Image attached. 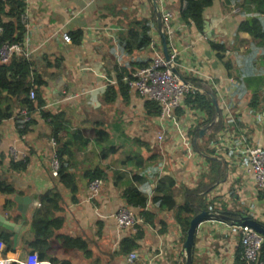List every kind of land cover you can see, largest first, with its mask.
Wrapping results in <instances>:
<instances>
[{
    "label": "crops",
    "instance_id": "crops-1",
    "mask_svg": "<svg viewBox=\"0 0 264 264\" xmlns=\"http://www.w3.org/2000/svg\"><path fill=\"white\" fill-rule=\"evenodd\" d=\"M182 1L24 0L26 54L20 57L32 64L30 83L39 82L41 104L31 89V110L15 108L12 117L0 124V183L15 191L11 197L0 196V215L20 226L13 252L0 242V264H29L24 244L31 235L26 224L39 207L38 198L54 190L64 200L61 234L80 238L86 246L80 252L53 253V264H126L120 242L136 235L141 237L133 252L141 262L184 264L185 235L176 210L160 209L153 202L163 178L174 184L176 206L184 201V189L211 186L204 197L211 210L244 214L264 225V192L256 189L242 151L264 150V50L237 32L252 16L253 7L246 0H212L197 28L182 22ZM164 12L172 15L170 32L162 33L168 54L175 56L177 73L194 91L192 99L204 96L215 104L216 122L211 125L222 124L213 143L205 142L208 132L201 125L207 114L184 100L175 119L191 145L190 157L174 129L159 121V113L147 115L143 99L129 92L122 95L115 88V68L133 73L150 65L156 54L163 56L157 16L161 24ZM137 24L149 27L150 43L140 50L132 45L126 55L121 46L128 37L140 36ZM64 35L71 39L69 44L62 40ZM21 112L29 117L23 130L18 129ZM195 128L206 130L205 144L196 142L201 154L189 135ZM95 129L103 130L107 139L94 142ZM160 134L161 144L156 140ZM57 150L77 186L73 202L51 173ZM19 163L25 164L24 169L13 170ZM94 171L103 185L98 197L88 200L89 174ZM131 185L147 199L142 209L125 205ZM7 201L12 202L10 207H4ZM18 207L26 210L24 220ZM121 208L137 219L134 228L115 226L113 216ZM240 250L239 228L211 220L198 227L191 264H234Z\"/></svg>",
    "mask_w": 264,
    "mask_h": 264
},
{
    "label": "trees",
    "instance_id": "trees-1",
    "mask_svg": "<svg viewBox=\"0 0 264 264\" xmlns=\"http://www.w3.org/2000/svg\"><path fill=\"white\" fill-rule=\"evenodd\" d=\"M181 1V0H179ZM186 2L184 10L180 14L182 22L185 24L193 23L197 28L202 24V13L210 7L212 0H184ZM246 2L253 7V14L251 17L246 18L237 29L238 33H245L256 42L259 48L264 50V0H246ZM24 0H5L0 2V48L5 44H21L23 42L26 29L20 24V16L23 14ZM154 23V21H153ZM154 25V24H153ZM140 26L141 34L137 37L134 34L133 37H128L127 41L121 46V52L129 54L132 45L136 50L145 48L150 43L149 27L146 25L137 24ZM76 35V34H75ZM116 73V89L120 94L125 95L128 91L122 79L129 77L131 72L126 71L125 68L117 69ZM33 77L32 64L30 61L22 59V57H12L5 64H0V124L1 122L10 119L13 115L15 108H32L31 103L28 101V93L31 89L34 90L35 96L38 99L40 105L39 89L40 84L37 80L35 83H30V79ZM4 92V98L2 93ZM114 98L112 95L109 98L111 101ZM188 104L194 105L199 110L204 111L207 114V120L204 121L202 127L207 128L208 134L206 135L205 142L213 143L214 135L222 129V124L211 125L214 116L216 115V106L212 100L207 97H195L192 99L190 95L185 99ZM145 109L147 115H158V107L155 104H151L145 101ZM45 118L54 121L53 117L45 114ZM210 125V127H209ZM203 128V129H204ZM191 134V135H190ZM190 137L196 139L199 136V129H193L189 133ZM107 134L103 130H94V142L100 143V141L106 140ZM192 139V147L198 153H200V145L195 144ZM83 143H87L86 140H81ZM57 159L59 163V169L57 173V180L62 187L69 191L71 195V201L75 200L74 196L77 193V186L74 183L73 177L67 173L66 169L62 165V161L59 159L61 152L56 151ZM201 154V153H200ZM210 160V159H209ZM213 161V160H211ZM25 164H14V169L23 170ZM101 179L100 174L97 171L89 174L90 181L92 179ZM219 181H217L218 184ZM174 184L171 179H161L155 189L157 197L153 202L158 205V208L163 210H176V221L180 225L181 229L186 234L190 220L196 216L200 211H214L221 212L220 217L226 218L221 221L229 223L231 219H235L239 213H232L217 210H211L212 205L206 203L205 196L213 189L211 186L200 187V190L189 191L183 190V203L179 206L173 201L172 189ZM15 193L11 186L4 183H0V196L11 197ZM125 205L126 207H138L142 209L146 204V197L138 192V190L132 185L125 192ZM264 195V194H261ZM261 198V197H259ZM39 207L35 208L31 214L30 222L28 226V233L31 235V239L26 241L24 246L29 250L30 256L36 258L38 264H53L55 262L50 256L53 253L59 251L63 254L69 250L84 251L85 243L80 238H71L61 234V230L64 225V200L58 190L51 191L38 198ZM11 201L4 203V207H10ZM210 209V210H208ZM241 215V214H240ZM244 215V214H242ZM227 220V221H225ZM137 227V226H136ZM140 235H136L133 238H124L119 245V253L122 255H128L136 250V241L140 238ZM13 234L8 231H0V242L5 244L6 250L13 252L12 248ZM260 259L264 261V243L260 250ZM46 262V263H45ZM234 264H243L240 255H236Z\"/></svg>",
    "mask_w": 264,
    "mask_h": 264
},
{
    "label": "built area",
    "instance_id": "built-area-1",
    "mask_svg": "<svg viewBox=\"0 0 264 264\" xmlns=\"http://www.w3.org/2000/svg\"><path fill=\"white\" fill-rule=\"evenodd\" d=\"M5 0H0L4 2ZM186 2L182 1V6L185 7ZM172 15L170 12H164L161 16L162 32H170V21ZM28 16L26 12L20 16V24L27 29ZM64 43L69 44L71 39L64 35L62 37ZM21 44H5L0 48V64H5L12 57L25 56ZM175 68V56L168 54L166 60L161 54H156L150 65L140 68L129 77H124L122 82L129 93H134L146 102L154 103L158 107L159 121L167 123L177 133L181 141L182 148L186 156H191V145L187 142L186 137L181 134L178 129V124L175 119V111L180 108L185 98L193 95L194 91L191 86L180 80L172 71ZM28 97L34 99V92L29 91ZM22 122L18 126L19 130L25 128V124L29 122V117L25 112H21ZM216 122V119L214 120ZM164 135L160 134L156 137L159 144L163 142ZM52 145H54L52 141ZM249 172L252 176L256 189L259 192H264V150L260 148L245 147L243 150ZM59 163L54 156L52 162V176L57 177ZM102 180L95 178L88 184V200H93L98 197L102 188ZM113 221L117 229L125 230L132 229L138 223L135 216L127 209L121 208L114 216ZM241 261L243 264H264L260 259V250L264 243V237L257 234L249 228H239ZM29 264H38L33 256H29ZM126 264H152L151 262H141L135 252H131L126 257Z\"/></svg>",
    "mask_w": 264,
    "mask_h": 264
},
{
    "label": "water",
    "instance_id": "water-1",
    "mask_svg": "<svg viewBox=\"0 0 264 264\" xmlns=\"http://www.w3.org/2000/svg\"><path fill=\"white\" fill-rule=\"evenodd\" d=\"M157 27H158L160 37H161V41H162L163 57L167 60L168 59V52H167L166 43L164 40V34L161 31V24H160V19L158 16H157ZM172 71L180 80H182L175 68H173ZM205 133H206V130H200L197 140L194 139L193 142L195 144L197 141L199 143H201ZM16 201H18V200H16ZM18 211L21 213V218L24 220V217H25L24 215H25L26 210L22 209L21 207H18ZM220 214H221V212L200 211L196 216H194L190 220L188 229H187L186 234H185L184 243L182 245L181 258H183L184 264H191L192 263L193 248H194L195 237H196L198 227L200 225H202L203 223L211 221V220L226 219V218H221ZM225 221H227V220H225ZM229 223H231L233 226H236L238 228L252 229L257 234L264 237V225L258 223L257 221H255L254 219H252L248 216H244V215H240V214L236 215L235 219H231V221ZM0 228L4 229L5 231H9V232L13 233L12 242H13V246H15L20 226L7 222L0 215Z\"/></svg>",
    "mask_w": 264,
    "mask_h": 264
}]
</instances>
